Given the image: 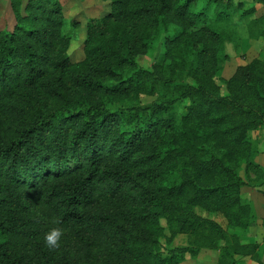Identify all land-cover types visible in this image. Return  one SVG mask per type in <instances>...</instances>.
I'll use <instances>...</instances> for the list:
<instances>
[{
  "label": "trees",
  "instance_id": "1",
  "mask_svg": "<svg viewBox=\"0 0 264 264\" xmlns=\"http://www.w3.org/2000/svg\"><path fill=\"white\" fill-rule=\"evenodd\" d=\"M108 1L73 63L59 2L10 0L15 25L0 31V264H181L202 250L220 252L218 264H264L259 243L238 235L257 219L241 170L264 177L251 140L264 128V60L238 66L224 90L215 80L229 24L264 0L249 9ZM160 39L164 51L142 66ZM48 220L80 239L64 233L48 248ZM180 235L192 243H163Z\"/></svg>",
  "mask_w": 264,
  "mask_h": 264
},
{
  "label": "rangeland",
  "instance_id": "2",
  "mask_svg": "<svg viewBox=\"0 0 264 264\" xmlns=\"http://www.w3.org/2000/svg\"><path fill=\"white\" fill-rule=\"evenodd\" d=\"M27 0H22L23 6ZM62 8L64 16L63 33L71 38V45L68 50V55L73 63H79L85 58L84 42L86 39V25L89 20H101L111 13V1L106 0H57ZM235 3L243 2L245 9L253 6L251 0H234ZM258 11L250 18L241 19L240 16L233 18L228 26L230 32H234L235 36L232 40L226 42L220 51L221 71L215 76V80L220 84L222 89H225L224 80L230 79L240 65H245L252 62L254 59L264 60V6L257 5ZM258 21L252 25L254 34L250 36V23ZM15 25V17L11 10L10 0H0V31H12ZM232 30V31H231ZM154 50L147 57H140L139 62L142 66L148 68L158 60L159 56L164 51L165 40L160 39L154 43ZM153 99L145 97L144 103H149ZM251 140L254 147V155L252 161L264 168V128L251 133ZM263 165V166H262ZM246 186L243 189L245 198L251 202L257 214L256 221L250 225L246 232H238L243 243L253 244L259 243L261 260L264 263V177L258 179L253 173L246 170L244 165L241 170ZM103 202L99 201L96 207L102 206ZM201 216H207L219 223L222 227L227 228L226 221L215 215H206L201 210H197ZM52 228H55L54 221ZM164 224V223H163ZM61 227V226H59ZM64 233H70L72 236H77L72 228H64ZM233 233V232H231ZM163 243L169 249L187 247L192 243V240L187 235H180L167 245L166 238ZM220 252L212 250H202L196 258L187 256L185 262L181 264H218ZM236 264H257L250 257H238Z\"/></svg>",
  "mask_w": 264,
  "mask_h": 264
},
{
  "label": "clouds",
  "instance_id": "3",
  "mask_svg": "<svg viewBox=\"0 0 264 264\" xmlns=\"http://www.w3.org/2000/svg\"><path fill=\"white\" fill-rule=\"evenodd\" d=\"M64 230L61 227H55L45 234L44 243L50 249L58 248L62 242Z\"/></svg>",
  "mask_w": 264,
  "mask_h": 264
},
{
  "label": "crops",
  "instance_id": "4",
  "mask_svg": "<svg viewBox=\"0 0 264 264\" xmlns=\"http://www.w3.org/2000/svg\"><path fill=\"white\" fill-rule=\"evenodd\" d=\"M263 166V165H262Z\"/></svg>",
  "mask_w": 264,
  "mask_h": 264
}]
</instances>
